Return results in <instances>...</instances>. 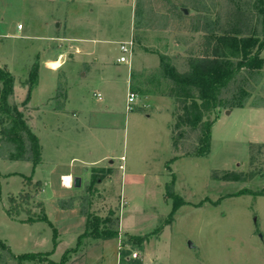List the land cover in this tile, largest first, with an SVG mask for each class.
I'll return each mask as SVG.
<instances>
[{"label":"rangeland","instance_id":"obj_1","mask_svg":"<svg viewBox=\"0 0 264 264\" xmlns=\"http://www.w3.org/2000/svg\"><path fill=\"white\" fill-rule=\"evenodd\" d=\"M68 2L0 0V66L11 72L21 85H28L29 73L36 66L40 83L32 93L33 104L44 103L45 96L55 91L46 83L50 80L47 79L48 69L40 61L43 56L39 60L36 57V48L43 42L39 37L47 33H54L55 47L57 42L65 40L64 30L58 27L62 29L66 23ZM113 4L119 6L118 15L97 16L95 21L100 25L97 33L102 37L118 35L117 44L129 38L134 40L129 63H119L122 68L131 66L138 52L147 54L146 64L138 71L139 82L143 88L151 78L162 82L160 86L149 84L148 91L169 89L170 81L164 79L162 73L161 55H166L178 71H185L187 59L201 51L203 36H218L230 30L237 20L245 32L255 30L259 39L263 37L264 24L257 0H121ZM18 24H23L24 29H18ZM74 31L82 30H66ZM58 53L63 52L58 50L56 57L59 58L62 54ZM118 54V49L113 48L110 58L115 60ZM37 63H41L40 67ZM94 83L91 79L82 89L89 95V104L96 99ZM137 84H133L134 89L139 87ZM64 87L65 84H57V104ZM246 88V103L264 107V65L250 78ZM234 90L235 86L231 85L222 91L221 97L232 99ZM140 91L139 94L143 93ZM124 94L125 89L119 87L112 98L118 105L117 114L113 116L118 130H103L102 114L96 110L98 114L93 115L86 109L81 136L71 130L70 116H54L49 107L42 106L34 118L26 106L24 119L38 137L42 162L31 177L30 161L0 158V240L14 254L51 251L49 258L58 262L65 250L76 245L84 231L86 216L90 215L101 218L105 221L101 226L115 229L118 234L107 239L84 237L78 250L69 254L66 264H143V258L153 261L149 264H264V181H261L264 179V144L250 145L247 155L245 147L246 140L260 137L256 117L243 110L223 116L224 121L214 127L208 155L197 156L193 152L199 146L197 142L203 128L201 125L175 128L180 111L176 110L174 101L170 110L171 137L170 133L165 137L158 128L151 131L152 121L145 117L146 113H151L150 109L135 100L131 109L126 110ZM7 102L10 108L22 104L16 98L14 87ZM224 109L208 111L203 120L213 121ZM133 115V122L128 124ZM1 116L4 115L0 112ZM33 118L34 124L30 125ZM151 118L160 127V118ZM261 121L264 126V117ZM9 124L10 120L4 119L0 130ZM22 136L29 154V142L25 133ZM171 138L177 139L178 149L172 145ZM77 145L83 152L76 149ZM8 150L15 151V146L0 131V152L5 155ZM78 156L88 163L95 161V166H87L88 170L81 169L78 162L71 165L73 168L64 166L71 157ZM57 161L60 165L53 169ZM241 161L243 166H237ZM120 164L124 168H120ZM70 169L74 177L81 179L80 186H73L72 182V187L66 188L61 183L59 174ZM226 170L242 173V180L214 179ZM85 171H88L87 176ZM25 176L41 181L38 193L32 185L23 183ZM169 190L184 201L172 218ZM26 193L30 196L28 201L22 199ZM10 196L23 209L16 219L6 213L13 206L9 203ZM39 201L44 204V219L32 224L21 223L20 218L31 217L25 210L42 214ZM107 218L110 221H106ZM158 227L160 234L156 233ZM53 228L58 241L54 250ZM135 235L145 236V240L138 244L133 239ZM133 251L140 257L133 258ZM40 255L19 261L0 248V264H48L45 256Z\"/></svg>","mask_w":264,"mask_h":264},{"label":"trees","instance_id":"obj_2","mask_svg":"<svg viewBox=\"0 0 264 264\" xmlns=\"http://www.w3.org/2000/svg\"><path fill=\"white\" fill-rule=\"evenodd\" d=\"M258 11L262 14V22L264 24V0H257ZM203 42L201 45V51L197 55L190 56L187 59L188 69L185 71H178L174 65H172L167 59L166 55L160 56V64L162 67V73L164 79L170 81L169 89L161 88L158 91H148L146 86L149 84L161 85V80L158 78H151L149 82H145L144 88L142 82L139 83V87L131 90H138L143 92L141 94H156L161 93L168 95L174 99L176 104V110L180 113L177 114V121L174 124L175 128H180L182 125H188L192 128H197L201 125L202 137L197 142L198 148L193 152L197 156L208 155L210 151L211 143V126L214 122L203 120L205 114L215 108L223 107L225 109H232L234 107H243L246 104L247 88L250 78L259 73L263 69L264 58L260 56L261 50L264 48V30L263 37L259 39L255 30L245 32L241 29L240 21L237 20L236 24L225 30L218 36H203ZM244 73V74H242ZM30 82L28 83V92L22 105L27 103L30 96L31 89L37 84V70L34 66L29 73ZM163 78V77H162ZM14 77L4 67L0 66V112L5 116L0 117V124L4 122V119L10 120V124L6 127H2L1 133H4V137L10 143L15 146V151L8 150L3 155L0 152V158L4 160H21L30 161L34 167L41 161V146L38 141V137L32 132L26 120L24 119L23 111L16 105L11 108L8 106L7 98L13 93ZM235 86L232 99H224L221 97V93L224 89L230 86ZM134 93V92H133ZM25 133L29 142V154L25 150V141L22 136ZM181 137V134H178ZM172 139V145L175 149H178L177 139ZM173 159H176L173 158ZM172 160V159H171ZM30 176L23 178V183L26 185H32L38 193L41 188V181H31ZM243 178V174L240 172L226 170L221 176H214V179L223 181H240ZM174 179V176H173ZM94 181V178H93ZM170 182L169 186L172 185ZM259 194H263L259 192ZM169 198L172 199V210L169 216L172 218L176 210L183 205L184 201L176 194L168 191ZM24 200L28 201L29 194H23ZM9 203L12 206L11 209H7L6 213L15 219L23 211L20 207V203H16L13 196L9 197ZM41 215L34 214L25 210L31 217H27L21 222L32 224L37 219H44V204L39 201ZM106 221H110L107 218ZM103 221L98 216L87 215L85 219L84 231L78 236L77 243L74 247L68 248L62 254L58 262L49 258L51 251L43 253H22L14 254L10 248L0 240V248L6 249L13 257L19 261L30 258H35L36 255L45 256V260L48 264H66L69 258V254L78 250V247L82 244L84 237L107 239L114 237L118 234L117 230L103 227ZM168 224V222H166ZM54 230L53 235V248L56 247L57 233ZM161 228H157L156 233L160 234ZM147 237V236H146ZM133 239L140 244L145 240V236L135 235Z\"/></svg>","mask_w":264,"mask_h":264},{"label":"crops","instance_id":"obj_3","mask_svg":"<svg viewBox=\"0 0 264 264\" xmlns=\"http://www.w3.org/2000/svg\"><path fill=\"white\" fill-rule=\"evenodd\" d=\"M54 1V0H53ZM70 2V5L68 6V9L66 8L67 13H65V19L66 23L64 27L61 29L58 27V30H64V34L66 37H63V42H57L58 46L55 47V37L51 34H46V36L39 37L40 40L43 42L39 43L36 48V57L38 60L41 58L40 61H42L43 65L48 69V77L50 80H47L46 82L48 85L50 84L55 91H51V93L47 94L45 96L44 103L33 104L32 96L34 91L38 88V85L40 82H37L36 87L32 88L30 91V96L27 100V103L25 105L21 104V108L23 107V113L24 109L26 110V106L28 109H31V112L33 114L32 117L35 118V114H38L39 111H41L42 106L49 107L50 111L54 116H60L66 117V115L71 117L72 124V131L77 132L76 134H79L81 136V130L84 128L83 121V113L84 111H87L86 109H89L91 114L95 115L96 110L102 114V118L105 119L102 121L101 125H103V130L105 131H116L118 130V124L116 121V118L113 117L115 114H117L118 105L117 103L112 99L113 96L116 94V90L120 87L125 89L124 94V104H127V95L129 92L135 93L134 101H138V103L142 104L144 108L150 109L151 113H146V119L149 121H152V127L151 131L158 128V132L161 130L165 133V137L170 133L171 137V130L169 128V122L171 120V109L173 107V101L174 99L168 95H164L161 93L156 94H139L138 90H131V87L136 82H139V74L138 71L141 69V67L146 64L145 58L147 54L144 53H137L136 56H134L133 60H131V66H127L126 68H122L119 66V63L117 61L118 56L115 58V60H112L110 58V53L113 48L118 49L117 40H115V37H109V36H100L97 32L100 30V25L97 24L95 21V18H100V16L104 14H111V18L114 17V14L118 15L119 6L117 3H119L121 0H68ZM68 2V3H69ZM113 2H115L117 5L114 6ZM112 9V10H111ZM57 28V27H56ZM21 30L24 29V25H21ZM66 30H82L74 31V32H66ZM85 30V31H84ZM119 30V29H117ZM54 31V30H53ZM89 31L92 33L90 34ZM22 37H30L29 35H21ZM113 38V39H112ZM53 42V43H51ZM114 45L115 47H112ZM52 51L50 52V50ZM58 50L62 51L63 53L60 57H56V54ZM264 51V48L260 52V56H262ZM119 52V49H118ZM45 56V57H44ZM60 61V63L58 62ZM35 65V64H34ZM41 63H37V67H40ZM3 67V66H2ZM65 67V68H64ZM144 67V66H143ZM137 73V74H136ZM91 79L95 82L93 86V94H95L96 99L93 100L94 103H88L89 99L87 97V93L83 92L82 89L85 87V83L88 81H91ZM136 79V80H135ZM62 83L65 84L66 87L62 94V99L57 104V98H56V90H57V84ZM79 87L75 89L78 86ZM139 86V83L137 84ZM14 93L16 95V98H18L19 102H23L25 98L23 97L24 93L28 92V86L25 84L21 85L17 83L16 80H14ZM89 96V95H88ZM91 97H93L90 94ZM96 101V102H95ZM133 101V102H134ZM135 101V103H136ZM42 102V101H40ZM92 102V101H90ZM19 107V108H20ZM126 108V106H125ZM238 110L245 111L248 115L252 114L256 117L258 120L256 125H259V134L258 136H252L251 139L246 140V155L248 154V147L253 144H264V126L262 125L263 117H264V107L263 106H257V105H248L247 103L243 107H234L232 109H224L221 112H218L216 114V117L214 119V122L212 124V132H211V143L213 142V130L214 127L218 125L220 121L223 120V116H230L232 113H236ZM240 112V111H239ZM98 114V113H97ZM135 115V114H134ZM134 115L130 120H128V124H131L134 120ZM151 116H154L155 119H159L158 121L161 122L160 127L157 126L156 122L153 121ZM163 116V119H162ZM32 119L30 121V125L34 124L35 119ZM223 124V123H222ZM33 128V127H32ZM87 128V127H86ZM106 128V129H105ZM130 130V129H129ZM170 131V132H169ZM80 145H77L76 149H78L80 152H83V149L79 147ZM245 155V156H246ZM244 156V158H245ZM123 156H120V159L122 160ZM244 161V159H242ZM9 161H15V160H9ZM42 162V160H41ZM41 162L32 166L33 169V175L34 176L38 170V168L41 167ZM74 162H78L82 167L81 169H87V166H95V161H90L89 163L83 158V157H71L68 160V164H65L64 166L72 167L71 165L74 164ZM112 162V161H110ZM67 163V162H66ZM59 161L54 163V167L59 166ZM237 166H243L242 161L237 163ZM120 168H124L122 164L119 165ZM89 169H92L89 167ZM74 172V169H72ZM88 171H85V175L87 176ZM69 176L71 179L70 186L64 185L63 178ZM59 177L61 178V183L64 187L70 188L72 187V182L74 175L71 171H65L61 172L59 174ZM263 178V177H261ZM31 181L35 182L38 180H33L30 178ZM40 181V180H39ZM261 181H264L261 180ZM236 182V181H235ZM24 187V186H23ZM264 193V192H263ZM124 198V197H123ZM21 220H24V218H20ZM24 223V222H21ZM140 256V254H139ZM143 264H149L153 263L150 262L149 259H144Z\"/></svg>","mask_w":264,"mask_h":264},{"label":"built area","instance_id":"obj_4","mask_svg":"<svg viewBox=\"0 0 264 264\" xmlns=\"http://www.w3.org/2000/svg\"><path fill=\"white\" fill-rule=\"evenodd\" d=\"M17 28H21V24L17 25ZM134 46V40L132 38H129L128 40H123L118 43V49H119V56L117 58V61L120 63H129V58L132 55V49ZM135 93L129 92L127 95V104H126V110L131 109V105L134 101ZM133 258H138L139 253L136 251L132 252Z\"/></svg>","mask_w":264,"mask_h":264},{"label":"water","instance_id":"obj_5","mask_svg":"<svg viewBox=\"0 0 264 264\" xmlns=\"http://www.w3.org/2000/svg\"><path fill=\"white\" fill-rule=\"evenodd\" d=\"M80 184H81V179L79 177H74L73 178V186L78 187V186H80ZM188 244L190 247H192V243L190 241L188 242Z\"/></svg>","mask_w":264,"mask_h":264},{"label":"bare ground","instance_id":"obj_6","mask_svg":"<svg viewBox=\"0 0 264 264\" xmlns=\"http://www.w3.org/2000/svg\"><path fill=\"white\" fill-rule=\"evenodd\" d=\"M63 180H64V185L70 186L71 179L69 176L64 177Z\"/></svg>","mask_w":264,"mask_h":264}]
</instances>
